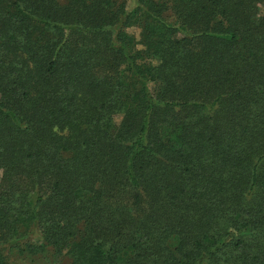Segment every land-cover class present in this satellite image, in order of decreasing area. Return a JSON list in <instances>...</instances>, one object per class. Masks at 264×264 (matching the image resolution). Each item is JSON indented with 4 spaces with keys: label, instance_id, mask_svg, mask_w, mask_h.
Listing matches in <instances>:
<instances>
[{
    "label": "trees",
    "instance_id": "16d2710c",
    "mask_svg": "<svg viewBox=\"0 0 264 264\" xmlns=\"http://www.w3.org/2000/svg\"><path fill=\"white\" fill-rule=\"evenodd\" d=\"M260 1L0 0V264H264Z\"/></svg>",
    "mask_w": 264,
    "mask_h": 264
},
{
    "label": "rangeland",
    "instance_id": "374dc122",
    "mask_svg": "<svg viewBox=\"0 0 264 264\" xmlns=\"http://www.w3.org/2000/svg\"><path fill=\"white\" fill-rule=\"evenodd\" d=\"M65 0H58L59 3H64ZM126 2V9L130 11L137 4V0H119ZM258 11L264 14V0L258 3ZM166 19L170 22L174 21L172 14L169 11L164 12ZM129 35L136 38L139 37V28L137 25L126 27ZM155 63V61H154ZM1 176V171H0ZM37 236L32 232L20 237L14 243H6L2 245V252L8 264H67L68 257L65 254L55 255L53 250L48 247L43 252L28 253L25 249L27 242H36Z\"/></svg>",
    "mask_w": 264,
    "mask_h": 264
}]
</instances>
